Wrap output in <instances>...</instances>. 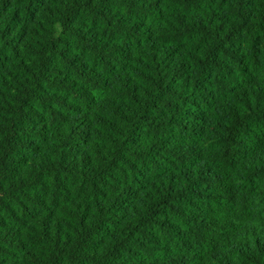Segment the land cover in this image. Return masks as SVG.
I'll list each match as a JSON object with an SVG mask.
<instances>
[{
	"label": "trees",
	"instance_id": "obj_1",
	"mask_svg": "<svg viewBox=\"0 0 264 264\" xmlns=\"http://www.w3.org/2000/svg\"><path fill=\"white\" fill-rule=\"evenodd\" d=\"M0 264H264V0H0Z\"/></svg>",
	"mask_w": 264,
	"mask_h": 264
}]
</instances>
